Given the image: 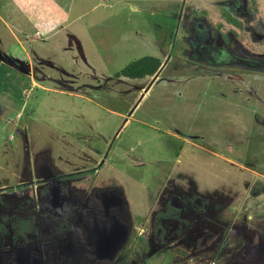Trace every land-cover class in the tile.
Here are the masks:
<instances>
[{
  "label": "rangeland",
  "instance_id": "obj_1",
  "mask_svg": "<svg viewBox=\"0 0 264 264\" xmlns=\"http://www.w3.org/2000/svg\"><path fill=\"white\" fill-rule=\"evenodd\" d=\"M33 1L0 0V264H264V0H74L80 37L38 44L36 83L5 22L30 29ZM227 4L256 49L231 32L240 62L214 64ZM146 56L165 67L116 77ZM169 199L179 236L160 249L152 224ZM87 201L102 209L76 210L65 237L66 202ZM95 219L100 230L120 220L117 249L102 252Z\"/></svg>",
  "mask_w": 264,
  "mask_h": 264
},
{
  "label": "flooded vegetation",
  "instance_id": "obj_2",
  "mask_svg": "<svg viewBox=\"0 0 264 264\" xmlns=\"http://www.w3.org/2000/svg\"><path fill=\"white\" fill-rule=\"evenodd\" d=\"M226 7L231 8V5H228L227 4ZM236 8L237 7H235V9ZM200 48L202 49V52L204 53V51H203L204 49L203 48H205V47L200 46ZM261 56H263V54H261ZM40 189L41 188L38 187L37 190L35 191V196H36L37 199H40V194L42 196H47V194L49 195V192L42 191ZM102 194H103L102 192L101 193L99 192L95 196L98 197L99 199H103V198H101V195ZM30 202H31V200H30ZM167 203L168 204L165 205L164 211H162V212L159 213V214H163L165 217L161 216V218L158 217L159 219L158 218H155V221L152 224V229H153V233H152V235H153V243H155L156 245H158L160 247V249L169 246V245L166 246V244H164V242H166V241L170 242V241H172V239H176L179 236V234L177 233V231L179 230V223L181 222V218H182V216H181V213H182L181 212V209H178L177 208L178 210L177 209L174 210L175 207L173 208V207H170V205H169V203H171L172 205H174L173 204L174 203V200H170L169 199ZM85 204H86L85 205V208H79L80 205L75 206V205H73V203L68 202V204H67V202H66V205H67L66 212H67V214H69V219L65 220L66 222H64V223L63 222L60 223V220L62 221L64 219L63 218L64 216H62V218H60V220H59V226H58L59 227L58 230H60V233L61 232H65L64 233L65 237L70 235L71 230H72L71 229V225L76 222L75 219H74L75 218L74 217V212L76 210L82 209V212H80L81 215H82V213L83 214L84 213H88L89 210L94 211V212L97 213V211H100L102 209L101 206H100V203H98V202L97 203H93L92 201H87V202H85ZM104 204H106V203H104ZM38 207H39V203H38ZM180 208H182V207L180 206ZM102 211H101V213H102ZM44 214H45L46 221H49V219L53 218L47 212H45ZM102 217H104L105 219H108V218H106L105 215H102ZM36 218L37 217H33L34 220L32 221V224H31L32 227H33V230H30V231H32V238L33 239L34 238L35 239H38L39 236H40L39 234L41 233V231H40L41 222H40V219L39 218H37V219ZM157 220L159 221V223H156ZM97 221H98V219H95L94 226L95 227H97V226L100 227V225H98V222ZM145 221H146V219H145ZM145 221L143 223H141V225H143L144 223H146ZM25 222H28V219ZM172 222H177V223H176V225H174V226L172 225L171 226ZM118 223H120V220H116L111 225L104 224V227H103L102 230H100L101 227L99 228V231H100V234H101L99 238H100L101 244H104V245L101 246L102 249H103V251H102V249H101V251L103 253L105 252L104 251V248L106 246H108V247L109 246H112L114 249H117V247L120 246L121 240L126 235V233H124V234H116V233H113L114 228H115V226L118 225ZM132 225H134V224H132ZM26 232H27L26 230H23L21 232L23 234V235H21L22 238H23V240L25 238ZM35 232H37V234ZM154 236H157V238H155ZM145 241H147V240L144 238L141 242H145ZM128 242H129V246L130 247L132 245H135V242H137L136 233H134V231L131 234V236L129 237ZM148 242H151V241H147V243ZM37 245H38V243H37ZM39 245H40V243H39ZM140 252H143V250H140ZM41 258L43 260H45L48 257H46L44 255V253L41 252Z\"/></svg>",
  "mask_w": 264,
  "mask_h": 264
},
{
  "label": "crops",
  "instance_id": "obj_3",
  "mask_svg": "<svg viewBox=\"0 0 264 264\" xmlns=\"http://www.w3.org/2000/svg\"><path fill=\"white\" fill-rule=\"evenodd\" d=\"M19 1L23 3L25 6L27 5L26 0L25 1L19 0ZM74 4H75L74 0H71L70 3L69 2L66 3L65 0H34L32 2V5L29 7L32 12L25 14L26 16L32 18V22L34 23L30 29L22 27L17 24L15 26L16 29H14L13 26H11L8 21H5L8 28L13 34L14 40L23 49V51L28 57L30 76L33 82H35L33 76L35 75V71H36V65L34 64L33 61L35 56L33 53H36L37 55L41 56V51L38 49V44L49 41L50 37L55 35H61L62 37L65 34L66 39L71 35H74L75 37L79 36L77 33L74 32V30H76V28H74V25L76 22L79 21V19H71V13H70L72 8L74 7ZM59 8H63V10L65 11L62 10L61 12L56 13L54 10ZM43 11L49 12V13L46 12L47 17L44 16ZM19 12L23 14L25 13L21 10ZM49 14L55 16L59 15V17H61L60 18L61 20L48 21ZM41 17L44 19L46 23H43ZM38 22L41 23L35 24ZM26 45H29V47ZM27 49H29L30 52H28ZM40 65H42V63ZM41 74L46 77H50L49 73L45 71H41Z\"/></svg>",
  "mask_w": 264,
  "mask_h": 264
},
{
  "label": "trees",
  "instance_id": "obj_4",
  "mask_svg": "<svg viewBox=\"0 0 264 264\" xmlns=\"http://www.w3.org/2000/svg\"><path fill=\"white\" fill-rule=\"evenodd\" d=\"M111 1H117V0H111ZM250 1L252 4H255V5L257 3L256 0H250ZM239 4H240V6H237V4H235V6H233V8L234 9H235V7L241 8V5L243 3L239 2ZM222 8H223V17L225 18V21L218 23L217 28L222 31L224 37H223V39H221V41H222L221 46L217 47L216 49L214 48L215 50H213V49L209 50V52H212V51L214 52V53H212L209 61L211 63H214V64L239 63L240 62L239 57L230 53V51H227V47L225 46V43H224V41H226L228 44V35L231 32L234 33L236 35V37H238L241 44L244 45L245 47H247L253 51L256 48L251 45L250 37L248 36L247 30H246V27H247L246 23L242 19L237 17L235 12L232 11V9H233L232 6H231L232 9L229 7H226V6H224ZM253 10L257 14L260 13L258 8H253ZM238 30H241V32H238ZM203 32H205L204 28H203ZM202 33H200V34H202ZM206 33L208 34V30H206L205 34ZM203 46L206 47L205 44ZM206 49H208V46L206 47ZM1 63H2V59L0 58V66H1ZM162 64H163V61L160 58H158L156 56H146V57H143V58H141L135 62H132L128 66H126L123 70H121L119 73L116 74V77L117 78H128V79H132V80H141V79H145L146 77H153L158 72V70L160 69ZM170 207H172V206L170 205ZM176 209H177V207H175L174 210H176ZM63 216H64L63 218L65 220L69 219V214L65 213ZM159 216H160V218H161V216L165 217L163 214H159ZM62 222L64 223L66 221L60 220V223H62ZM155 246L159 247L156 244H155Z\"/></svg>",
  "mask_w": 264,
  "mask_h": 264
},
{
  "label": "water",
  "instance_id": "obj_5",
  "mask_svg": "<svg viewBox=\"0 0 264 264\" xmlns=\"http://www.w3.org/2000/svg\"><path fill=\"white\" fill-rule=\"evenodd\" d=\"M165 67V65L163 64L161 67H160V69H159V71L157 72V74L162 70V68H164Z\"/></svg>",
  "mask_w": 264,
  "mask_h": 264
},
{
  "label": "clouds",
  "instance_id": "obj_6",
  "mask_svg": "<svg viewBox=\"0 0 264 264\" xmlns=\"http://www.w3.org/2000/svg\"><path fill=\"white\" fill-rule=\"evenodd\" d=\"M74 176H76V175H74Z\"/></svg>",
  "mask_w": 264,
  "mask_h": 264
}]
</instances>
